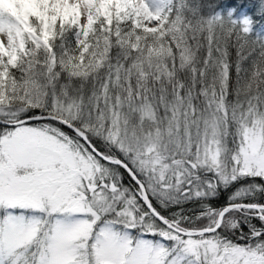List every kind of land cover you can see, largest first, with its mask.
<instances>
[{
	"label": "snow or ice",
	"instance_id": "obj_1",
	"mask_svg": "<svg viewBox=\"0 0 264 264\" xmlns=\"http://www.w3.org/2000/svg\"><path fill=\"white\" fill-rule=\"evenodd\" d=\"M0 264H264V0H0Z\"/></svg>",
	"mask_w": 264,
	"mask_h": 264
},
{
	"label": "trees",
	"instance_id": "obj_2",
	"mask_svg": "<svg viewBox=\"0 0 264 264\" xmlns=\"http://www.w3.org/2000/svg\"><path fill=\"white\" fill-rule=\"evenodd\" d=\"M216 199L219 201V200H223V199H225V197L223 196V194H221V195L218 196Z\"/></svg>",
	"mask_w": 264,
	"mask_h": 264
}]
</instances>
